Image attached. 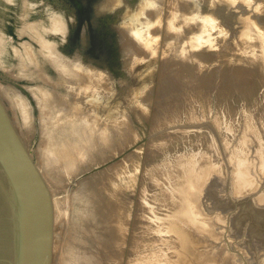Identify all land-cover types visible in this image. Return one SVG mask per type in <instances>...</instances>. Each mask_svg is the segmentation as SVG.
<instances>
[{"label":"bare ground","instance_id":"bare-ground-1","mask_svg":"<svg viewBox=\"0 0 264 264\" xmlns=\"http://www.w3.org/2000/svg\"><path fill=\"white\" fill-rule=\"evenodd\" d=\"M219 1L143 0L136 11L142 16L141 29L137 30L123 22L121 36L125 45L127 36L134 38V42L141 49L146 50L148 56L154 55L156 50L160 51L161 63L156 64V67L162 76L158 77L152 72L155 60L149 62L146 60L148 57L142 58V55L141 57L138 56L139 54L136 55V51L127 63L131 79L119 92L112 90L113 81L107 73L84 65L78 59V61L68 60L52 50L53 48L50 49V45L43 48L50 49L47 51L50 54L51 64L59 74L60 81L56 85H62L64 80L68 92L64 94L49 92V94L43 91L45 94H40L39 91V95L34 96L41 116H44H40L42 135L38 152L49 142L50 149L56 150L54 158L62 160V163L71 170L74 168V171L87 172L112 159H117L120 155L117 153L121 150L118 146L135 139L129 119V113L132 111H140L148 118L153 128H159L158 125L172 123L174 119L178 120L185 104H188V107L186 106L188 110H192L195 99L202 97L206 100L210 99V94L214 90L220 101L226 100V95L232 86H234L233 91L236 89L243 95V100L247 101L245 105L251 106L249 99H255L264 85V63L261 65L264 62L263 49L253 52V48L254 46L263 48V46L250 42L243 43L241 46L238 45L240 53L231 57L224 56L214 48L217 36H213V32L216 27L211 26V29H208L209 20L200 14L201 8L198 4L203 2L212 7ZM120 2L123 3L120 0H108L104 7L114 9ZM58 22L59 20L55 21ZM248 33L243 34L246 39L250 36ZM42 44L46 46V43ZM127 48L122 49L126 51L123 52L124 54L135 52L129 50L130 46ZM46 53L44 57L47 56ZM12 87L0 85V99L4 104L7 103L5 106L8 111L12 110L21 116L25 127L32 114L31 105L22 93L16 91L18 89ZM27 88L35 94L32 89L37 87ZM108 95L111 96L108 98ZM257 102L256 99L255 106ZM224 106L223 103L221 107ZM226 109L228 113L233 111L231 107ZM193 116L191 118L194 121ZM13 123L22 137L17 120V124L14 120ZM180 134L183 136V133ZM131 136L132 139L127 140ZM167 138L168 136L163 138L164 140L155 141L145 155L141 154L142 150L135 155L130 153L124 160L118 159V162L107 169L93 173L80 181V190L89 206L84 208L81 217L80 212L77 211L70 216L72 221L64 228L62 234L54 232L52 264H121L120 257L126 259L127 254L129 255L127 264L128 262L134 264L136 261L139 262L140 256L143 258L144 254L140 250L143 252L142 248L147 243H151L147 219L143 216L144 208L136 200L130 199L129 205H125L118 199L121 193L130 192L129 197H131L140 178V182L143 183L140 194L143 193L145 196L150 194L151 200L158 201L159 186H156V183L162 175V167L153 163V153L154 150L162 149L161 147L172 142V139L169 138V141ZM195 139H192L194 141H191V144H195ZM183 141L185 142L181 143L188 146L186 138ZM177 142L178 140L175 141L176 144ZM112 149L120 150L105 159L109 154L108 151ZM39 170L41 171L40 168ZM51 194L54 199L52 192ZM55 211L67 216L63 207L61 209L60 206L54 205V217ZM141 221L144 226H141ZM140 226L145 231H142ZM148 247L151 249L152 245ZM137 255L138 260H136ZM152 261H145L143 264L155 263Z\"/></svg>","mask_w":264,"mask_h":264},{"label":"rangeland","instance_id":"rangeland-1","mask_svg":"<svg viewBox=\"0 0 264 264\" xmlns=\"http://www.w3.org/2000/svg\"><path fill=\"white\" fill-rule=\"evenodd\" d=\"M107 1L0 0V46H2L0 49V85L4 87H9L10 85V87L13 86V89H18L16 91L22 93L31 105L32 118L30 117V121H32L31 124L29 121L25 127L21 116L15 114L12 110H9V113L15 123L17 120L18 124H16L19 126L22 138L53 193V204L55 207L57 205L60 206L61 209L63 207L65 212H67L66 216L60 215L55 211V231L57 234L63 233L64 228L72 221L70 216L75 214V211L80 212L81 217L84 208L89 206L87 199L80 190V181L85 177L107 169L113 163L118 162V159L124 160L130 153H134L135 155L142 150L141 154L145 155V153L149 152L148 148H152L155 141L165 139L167 136V139H172L173 143L169 140L168 145L161 147L162 149L154 150L155 153H153V163L155 165L157 163V166L162 167L160 178L178 163L219 161L242 129L264 116V85L259 90L258 96L255 99H249V103L252 104L251 106L245 105L247 101L243 100V95L236 89L233 91L232 88L234 86H232L228 91V95H226V100H222L223 102L217 98L214 90L211 92L212 95L210 94V99H207L209 101L204 97L195 99L192 110H188V104H185L180 116L181 119L177 118L178 120L174 119V121H171L172 123L158 125L159 128H153L148 118L141 114L140 111L135 110L134 112L131 110L129 119L133 126L135 139L132 142L126 141L123 145L118 146L121 150L118 149L120 151L117 155H120L117 159H112L87 172L84 171L82 172L83 174L81 171H74V168L71 170L65 163H62V160L58 159V161L56 157L54 158L56 155H54V151L56 150L50 149L49 145L51 146V144L49 142L43 145V149L41 148L38 152L42 135L40 120L44 116H41L34 96L39 95V91L40 94H45L44 92L63 94L68 92L64 80L62 81V85H56L60 79L58 72L54 69L53 64H51L50 54L48 53L50 49L53 48L52 50L58 52L68 60L74 61L78 59L82 64L94 67L110 75L113 81H111L113 87L111 88L112 90L115 89V91L113 90L114 92L122 90L131 79L127 63L136 51V55L139 54L138 56L140 57L142 55V58L143 56L144 58L148 57L146 60L149 62L155 60V67H153L152 72L156 76L158 75V77L162 76L156 67L161 63V58L159 59L160 51L156 50L154 55L148 56V52L141 49L134 42V38L130 36H127L126 45L128 48L130 46L129 50L135 52L131 51L132 53L126 55L123 53L126 51H122V49L125 50L127 47H124L126 45L121 36V26L124 22L128 26L131 25L132 28L141 29L140 18L142 16L136 11L141 6L143 0H120L123 3L120 2L118 7L116 5L114 9L104 7ZM199 4L198 6L201 8L199 9L201 10L200 14L209 20V24L207 23L208 29H211V26L216 27L213 32V36H217L214 48L221 54L228 57L235 56L241 51L238 45L241 46L247 42L254 45L260 44L263 48L254 46L253 52L263 49L264 53V0H220L212 7L203 2ZM56 20H59V22L55 23ZM247 32L250 35L247 36L248 39L243 36ZM131 40L135 46H133L134 44ZM42 43H46V46L44 45V47ZM48 45L51 47L49 50L48 48L43 49L48 47ZM29 48L30 50H28ZM45 53L48 57H44ZM258 55L260 56L259 52ZM27 87H30V89L37 87L32 89L35 94L28 90ZM110 96L108 95V98ZM256 99L258 102L255 106L254 102ZM223 103L225 106L221 107ZM5 104L7 106V103ZM227 107L232 108L231 110L234 112L232 111L231 113H234L233 115L226 111ZM191 112H193L192 115ZM191 116L194 117V121ZM180 133H183L184 137ZM173 134L178 135L174 136ZM174 138L178 140L177 144ZM185 138L188 141V146L185 143H181L185 142L183 141ZM129 139H132V136L127 140ZM192 139H195V144H191V141H194ZM199 139H202V141H199ZM118 150H109V154L105 159L115 154ZM159 181H157L156 186H159ZM142 185L143 183L140 182L139 178L135 191L131 193V197H129L130 192L128 194L121 193L118 200L125 205H129L130 199L140 202L145 211L143 216L147 219L145 204L155 201L151 200L152 198L150 199V194L146 196L143 193L140 194ZM146 223L148 225V221ZM142 224L143 222L141 221V226L145 225ZM141 226L140 229L145 231ZM148 245L152 244L147 243L142 248L143 252L140 250L144 254L139 253L143 255V258L138 254L140 257L137 255L136 260L139 257V262L136 261L134 264H143L145 261L155 259L153 249H148ZM120 258H122L120 259L122 260L121 264H127L126 260L129 258V255H126V259ZM152 262H155V260ZM128 264L132 263L128 262Z\"/></svg>","mask_w":264,"mask_h":264},{"label":"water","instance_id":"water-1","mask_svg":"<svg viewBox=\"0 0 264 264\" xmlns=\"http://www.w3.org/2000/svg\"><path fill=\"white\" fill-rule=\"evenodd\" d=\"M156 264H264V116L219 161L178 163L145 204ZM51 191L0 99V264H52Z\"/></svg>","mask_w":264,"mask_h":264}]
</instances>
